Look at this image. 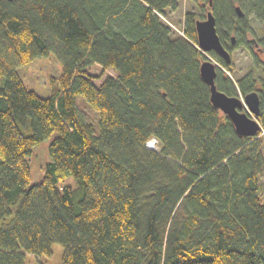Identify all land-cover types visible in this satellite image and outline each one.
I'll use <instances>...</instances> for the list:
<instances>
[{
    "label": "trees",
    "instance_id": "1",
    "mask_svg": "<svg viewBox=\"0 0 264 264\" xmlns=\"http://www.w3.org/2000/svg\"><path fill=\"white\" fill-rule=\"evenodd\" d=\"M192 1L200 17L211 8L228 50L264 51V0H236L240 16L228 0ZM176 6L0 0V264H25L54 242L61 264H264V61L234 79L215 65L218 89L257 91L260 127L239 134L199 73L208 55L225 69L231 61L201 51L191 12L176 33L162 18ZM248 11L262 23L250 38ZM49 51L61 70L42 96L16 68ZM107 68L115 75L95 84ZM54 131L42 179L29 184L31 147ZM152 136L156 148L145 145Z\"/></svg>",
    "mask_w": 264,
    "mask_h": 264
},
{
    "label": "rangeland",
    "instance_id": "2",
    "mask_svg": "<svg viewBox=\"0 0 264 264\" xmlns=\"http://www.w3.org/2000/svg\"><path fill=\"white\" fill-rule=\"evenodd\" d=\"M232 4L239 3L236 0H228ZM244 9L245 6L241 5ZM186 12H191L192 15L200 17V7L192 0H177L176 8L172 10H166V16L162 18L171 26L176 33H181L184 15ZM248 22L252 28V32L246 34L248 38L257 36L260 34L261 21L253 16V12L247 13ZM228 43V40H227ZM231 56V67L225 69L221 64L212 56L208 55L215 65L223 69L232 79L239 77L251 71L253 74H258L260 69V62L264 61V51H259L256 47L246 48L243 45H236L229 49ZM19 76L26 85V87L34 90L36 93L42 96L50 94L49 77L57 76L61 70V63L55 57L52 51H49L47 55L35 57L27 63L21 64L16 68ZM88 71L91 74H99L101 68L97 64H92ZM116 71L111 68H107L101 75V77H94L93 82L98 84L102 77L106 74L115 75ZM236 95L242 97V94L238 92ZM76 105L78 110L83 114L87 121H90L95 128H97V111L94 110L83 98L81 94L76 95ZM242 110H249L246 107H242ZM56 132H52L50 135L44 137L41 141L34 144L31 147V154L28 156L30 166V179L29 184L38 183L42 179L44 164L48 160L47 147L50 139ZM264 153V145H263ZM66 182L73 183L74 178L68 176ZM258 192L261 200L264 202V168L258 177ZM3 220H0V223ZM63 247L60 243L54 242L51 245V252L49 254H25V264H61Z\"/></svg>",
    "mask_w": 264,
    "mask_h": 264
},
{
    "label": "water",
    "instance_id": "3",
    "mask_svg": "<svg viewBox=\"0 0 264 264\" xmlns=\"http://www.w3.org/2000/svg\"><path fill=\"white\" fill-rule=\"evenodd\" d=\"M211 1L209 0V5ZM237 15H242L243 10L239 4H234ZM196 40L202 52L213 50L225 62L231 61L229 50L221 43L215 28V19L212 10L205 11L203 17L194 19ZM251 40L256 44L255 39ZM230 43H234V35H230ZM199 73L202 79L209 86V99L211 103L219 108L232 122L235 130L239 134L253 136L260 124L257 120L259 112V98L256 90L245 92L242 97L236 94H227L218 89L214 82L215 63L209 56L203 58L199 64ZM246 107L249 112L242 110Z\"/></svg>",
    "mask_w": 264,
    "mask_h": 264
},
{
    "label": "built area",
    "instance_id": "4",
    "mask_svg": "<svg viewBox=\"0 0 264 264\" xmlns=\"http://www.w3.org/2000/svg\"><path fill=\"white\" fill-rule=\"evenodd\" d=\"M155 143H156L155 137H151L145 142L146 146L151 147V148H155Z\"/></svg>",
    "mask_w": 264,
    "mask_h": 264
},
{
    "label": "flooded vegetation",
    "instance_id": "5",
    "mask_svg": "<svg viewBox=\"0 0 264 264\" xmlns=\"http://www.w3.org/2000/svg\"><path fill=\"white\" fill-rule=\"evenodd\" d=\"M211 9V8H210ZM197 18V17H196ZM201 18V17H200ZM258 48V47H257ZM260 51V49H258Z\"/></svg>",
    "mask_w": 264,
    "mask_h": 264
}]
</instances>
